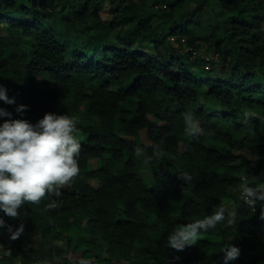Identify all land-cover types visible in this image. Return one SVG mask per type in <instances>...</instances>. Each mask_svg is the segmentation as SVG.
<instances>
[{"label":"trees","instance_id":"obj_1","mask_svg":"<svg viewBox=\"0 0 264 264\" xmlns=\"http://www.w3.org/2000/svg\"><path fill=\"white\" fill-rule=\"evenodd\" d=\"M202 49L226 71L208 67ZM0 85L15 101H0L11 113L0 124L68 114L84 139L59 207L47 209L49 198L15 219L0 212V229L23 224L20 237L41 241L1 245L0 264H224L227 244L240 249L229 264H264V202L254 211L240 199L242 177L264 182V130L253 127L264 116V0H0ZM186 112L198 137L185 134ZM245 147L252 159L234 153ZM145 161L154 188L139 175ZM218 206L232 209L234 225L217 224L182 252L167 247L172 230Z\"/></svg>","mask_w":264,"mask_h":264},{"label":"clouds","instance_id":"obj_2","mask_svg":"<svg viewBox=\"0 0 264 264\" xmlns=\"http://www.w3.org/2000/svg\"><path fill=\"white\" fill-rule=\"evenodd\" d=\"M6 92L0 85V101L15 103ZM25 110V105L16 109L18 113ZM183 115L185 134L191 137L201 135L204 130L194 114L186 112ZM5 116L10 117L11 113L0 108V117ZM77 122L76 117L68 114L45 113L36 124L26 119H8L0 124V212L15 219L20 217L24 205H39L49 198L53 199L46 205L47 209L59 207L60 202L55 198L62 195V189L72 185L81 171L78 159L81 139ZM135 154L140 157L144 150L137 148ZM153 156H163L159 146L153 148ZM180 178L189 184L193 180L188 173H181ZM240 199L255 211L257 202H264V182L251 184L247 176L242 177ZM260 205L259 218L264 220V203ZM226 211L224 207L218 206L212 215L181 224L167 237V247L182 252L196 245L201 233L214 229L217 224L234 225L235 215L232 213L228 214L225 222ZM5 226L4 219L0 217V228ZM7 227L12 240L18 239L24 232L23 224L15 230L10 225ZM221 251L224 252V264L240 256L239 247L232 244H227Z\"/></svg>","mask_w":264,"mask_h":264},{"label":"rangeland","instance_id":"obj_3","mask_svg":"<svg viewBox=\"0 0 264 264\" xmlns=\"http://www.w3.org/2000/svg\"><path fill=\"white\" fill-rule=\"evenodd\" d=\"M115 8L112 6H109L108 4H106V6L101 10L102 16L105 20H108L111 18V15L113 14ZM212 25H214V22H212ZM7 25H5L1 31L2 34H7V29H6ZM25 43L28 47H32L33 43L31 41V39L25 38ZM173 40V39H172ZM174 47H177L178 44L177 42H173ZM189 47H184V49L182 50V52H180L181 54L186 53L187 51H189ZM151 51H156L153 49V47L151 48ZM186 51V52H185ZM201 51V55L203 60H205L208 63V67H213L214 69L219 72V73H224L226 71V67L225 65H223L222 59L218 56L217 52L212 51H206L205 49L200 50ZM159 53H163V49L162 47L159 48ZM193 56L196 57V52H193L192 54ZM181 57L183 58V55H181ZM162 60L165 62V58L162 57ZM174 70H176V67L173 68ZM196 74H198V71H195ZM213 106L212 105H208L207 109H212ZM253 127H255V130L257 131H262L264 130V116H262L260 118V121L257 123L253 124ZM237 136L235 135L234 138H236ZM141 138L142 141L144 143H149V139L147 136V132L142 131L141 133ZM80 139L81 142L84 141L83 137L80 135ZM240 139V138H239ZM234 153L240 157H245L248 159H252V154L249 148L245 147L243 149H234ZM101 164V160H92L89 164V167L94 169V168H98ZM139 175L151 186V187H155L157 185L156 180L153 177L152 171L151 169L148 167V165L146 163L143 164V168L139 171ZM92 183H97L96 180H91ZM218 207H216L217 210ZM228 212H232L231 208L226 209ZM11 234L8 230L6 229H0V247L1 245L4 244H12L13 242H17L25 247H36L38 246L41 241L39 238H37L36 236H30V237H19L18 239L12 240L10 238ZM56 245H58V247L60 248V252L62 253L61 257L65 254V248H66V241H60L58 242ZM57 257H58V253H57ZM92 264H106L104 262H100V261H95Z\"/></svg>","mask_w":264,"mask_h":264}]
</instances>
